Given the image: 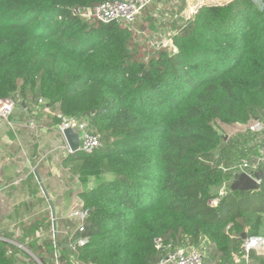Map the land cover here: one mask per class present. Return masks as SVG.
I'll use <instances>...</instances> for the list:
<instances>
[{
	"label": "trees",
	"instance_id": "1",
	"mask_svg": "<svg viewBox=\"0 0 264 264\" xmlns=\"http://www.w3.org/2000/svg\"><path fill=\"white\" fill-rule=\"evenodd\" d=\"M102 1L0 0V100L41 95L61 115L88 116L101 146L63 162L82 184L114 175L77 194L89 214L76 258L153 264L154 238L195 246L205 238L215 264H234L242 233L264 231V168L258 189L231 191L239 172L229 167L248 152L225 143L214 123L264 119V0L201 4L169 46L147 51L128 28L70 13ZM31 242L51 257V237ZM10 247L0 240V264H17ZM248 257L264 264V252Z\"/></svg>",
	"mask_w": 264,
	"mask_h": 264
},
{
	"label": "crops",
	"instance_id": "2",
	"mask_svg": "<svg viewBox=\"0 0 264 264\" xmlns=\"http://www.w3.org/2000/svg\"><path fill=\"white\" fill-rule=\"evenodd\" d=\"M14 95L21 100L7 121L0 123V239L12 238L29 248L35 245L31 242L33 239L40 245L49 238L51 211L38 175L55 208L56 235L63 241L66 225H72L67 213L79 199L78 192L111 180L114 175L103 172L97 178L90 177L86 184L80 183L78 176L63 162L67 143L56 130L55 117L50 115L53 105L38 106L39 96H22L18 92ZM33 113L37 123L31 126L29 118ZM246 126L244 123L219 124L225 131L222 134L225 143L235 144L238 140L236 143L245 147L247 157H251L258 154L260 139L255 133L244 137ZM37 251L46 254L42 246ZM16 261L27 264L18 258Z\"/></svg>",
	"mask_w": 264,
	"mask_h": 264
},
{
	"label": "built area",
	"instance_id": "3",
	"mask_svg": "<svg viewBox=\"0 0 264 264\" xmlns=\"http://www.w3.org/2000/svg\"><path fill=\"white\" fill-rule=\"evenodd\" d=\"M153 1L154 0H104L91 6L74 5L70 8V13L75 17L89 19L98 23H117L120 27L130 29L135 35L140 33V30L136 27L138 20L142 16L145 8H147ZM254 1L260 4L263 0ZM194 11L195 8H192L191 13ZM172 35H174V33ZM169 39L167 40V43L161 45L150 42L148 49L157 48L159 46H169ZM142 48L146 50L145 46H142ZM20 100L21 99L19 96L16 97L15 95L0 100V123L2 121H7L9 115L12 113L13 108ZM36 103L38 106L47 105V99L39 95V97L36 99ZM57 116L60 117V121L56 125L57 132L63 137V130L66 127H71L78 133L79 149L84 151H93L101 146V135L90 125V118L88 116L72 118L59 113ZM36 123V116L33 113L29 118V124L34 126ZM247 129L259 135L260 146L258 154L251 157L242 158L229 168L233 171H244L254 177L255 172L260 173L261 169L264 168V119L252 120L250 123H248ZM66 148V154L70 153L71 150L68 145ZM235 175L236 172H234V176ZM260 179H258V181H260ZM226 184L227 183L224 181L217 192V195L208 200V204L210 206H215L218 203L227 188ZM88 214V209L84 208L83 202L79 198L70 207L67 213V218L71 220L72 225H66L63 243L58 242L59 238L57 237L56 232L54 233L53 229H51V243L53 246V252L49 258V264H64L62 261H60L62 257V249L70 252V259L72 262H75V264H87L80 262L76 258V253L78 247L86 244L88 241L87 236L81 235V232L84 231ZM0 240L16 247L19 252L16 255L17 258L21 259L27 264H44L42 261H40V259L35 258L32 253L23 246L22 243L12 238H1ZM242 241V252L245 259L244 264H250L248 257L249 252L250 250H253L257 247L264 246V235H246V238L242 239ZM154 245L158 252V260L153 264H205L204 254L202 251L198 248V246L191 244L188 240L178 244L173 242H165L161 237H156L154 238Z\"/></svg>",
	"mask_w": 264,
	"mask_h": 264
},
{
	"label": "rangeland",
	"instance_id": "4",
	"mask_svg": "<svg viewBox=\"0 0 264 264\" xmlns=\"http://www.w3.org/2000/svg\"><path fill=\"white\" fill-rule=\"evenodd\" d=\"M228 1L230 0H187V1L186 0H154L147 8H145V10L142 13V16L137 22L136 27L137 29L140 30V33L134 35L135 42L141 47L145 46L146 50H148V47L150 46V42L157 43L160 45L167 43V40L171 37V35L177 31V27L181 25L186 20V18H188L192 14L191 10L195 4L197 5L201 3L223 4ZM85 20L90 21L89 19H85ZM57 113H58L57 106H53L52 110L50 111L51 117L56 118ZM254 119H251L250 121ZM250 121L244 123L247 124L246 131L248 130L247 127ZM219 124L222 125V123ZM219 124L214 123L218 132L220 134L225 133V131H223V129L219 127ZM222 184L223 182L218 187H212V191L214 192V194H216L219 191ZM77 185L79 186V184ZM49 234H50L49 237H51V231L49 232ZM261 234L264 235V231L261 232ZM242 242L243 241H241V245ZM20 243H22L23 246L26 249H28L35 258L43 260L45 264L50 263V259H49L50 257L48 255H46L45 253L40 254L37 251L36 247L29 246L28 248V245L26 243L23 242ZM197 246L204 254L205 264H215V260L212 259L211 256L209 255L210 248L205 238H202ZM63 251L65 250L64 249L62 250V257L60 261H62L64 264H75V262H72L70 259V252L68 251L69 252L68 253L65 251V254L63 255ZM250 251H252V253L264 252V246L257 247ZM10 252H13L12 254L13 256L14 253H19L18 249L14 246L10 247ZM234 260H235L234 264H243V261L245 259L244 257H241V253H240L238 255H235Z\"/></svg>",
	"mask_w": 264,
	"mask_h": 264
},
{
	"label": "water",
	"instance_id": "5",
	"mask_svg": "<svg viewBox=\"0 0 264 264\" xmlns=\"http://www.w3.org/2000/svg\"><path fill=\"white\" fill-rule=\"evenodd\" d=\"M202 4V3H201ZM201 4H195L193 8H197ZM205 4V3H204ZM63 138L65 139L68 147L70 148L71 152H75L79 150V137L78 133L74 131L71 127H66L63 130ZM260 173L255 172L254 177L251 175L247 174L244 171L239 172L236 174L233 179L230 182V190L231 191H249V190H256L260 187ZM37 179L39 181L40 187L44 193V196L46 197L49 206H50V211H51V220H52V229L53 232H56V217H55V208L53 206V203L51 199L49 198V195L45 189L44 184L41 182L40 178L37 175ZM246 238V232L242 233V239Z\"/></svg>",
	"mask_w": 264,
	"mask_h": 264
}]
</instances>
